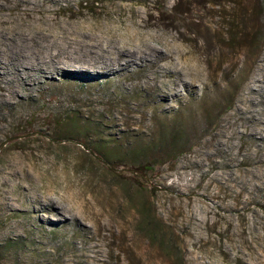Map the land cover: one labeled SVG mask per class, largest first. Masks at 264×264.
<instances>
[{
    "label": "rangeland",
    "instance_id": "1",
    "mask_svg": "<svg viewBox=\"0 0 264 264\" xmlns=\"http://www.w3.org/2000/svg\"><path fill=\"white\" fill-rule=\"evenodd\" d=\"M3 2L12 30L26 14ZM59 7L172 53L160 72L98 64L4 76L0 264H264V0ZM1 40L4 75L15 66Z\"/></svg>",
    "mask_w": 264,
    "mask_h": 264
},
{
    "label": "bare ground",
    "instance_id": "2",
    "mask_svg": "<svg viewBox=\"0 0 264 264\" xmlns=\"http://www.w3.org/2000/svg\"><path fill=\"white\" fill-rule=\"evenodd\" d=\"M10 1L12 5L3 2L1 4L2 8L21 10L24 11L26 16L21 21L14 20L16 26L12 30H7L8 26L4 27L3 24H7L10 20L6 18L4 13L3 16L0 15V40H10V45H8L12 58L10 63L15 66V71L5 72L4 75L0 74V81L4 76L16 77V79L24 81L23 73L26 74V77L32 78L36 73L43 74L44 68L59 73L64 68L68 69L67 66L82 70L84 65L94 67L98 64L101 66L105 64L104 66H107V68L119 70L135 66L140 67V70L154 67L158 68L157 70L160 72L164 69L162 60L172 53L171 46L166 48L165 51L161 47L155 46L151 41H147L148 39H144L146 35L129 33L128 37L124 38L111 31H105L103 23L96 27H87L81 26L74 20L59 17L57 12H60L62 7L56 8V6L64 0ZM38 6L40 8H37ZM140 12L147 13L148 11L143 8ZM128 24L130 25L132 22L129 21ZM144 26L147 27L145 22L142 24V27ZM127 29L130 31L129 27ZM157 39L160 41L161 37ZM122 41H125L124 44ZM3 51L0 49V68L6 64ZM123 62H125V66H122ZM84 69L90 68L84 67ZM154 78H158V76L155 75ZM19 161L11 165L12 170L20 169ZM20 162L22 164V161ZM25 183L24 189L26 191H34L35 187L33 185ZM68 199L75 202V207L77 206L76 211H74L75 217H85L84 204L75 201L76 199L73 196H69ZM80 200L82 201V198ZM35 203L39 204V201L35 199ZM86 209L88 210V207ZM54 210L61 214L59 207H54Z\"/></svg>",
    "mask_w": 264,
    "mask_h": 264
},
{
    "label": "trees",
    "instance_id": "3",
    "mask_svg": "<svg viewBox=\"0 0 264 264\" xmlns=\"http://www.w3.org/2000/svg\"><path fill=\"white\" fill-rule=\"evenodd\" d=\"M263 208H264V206H263Z\"/></svg>",
    "mask_w": 264,
    "mask_h": 264
}]
</instances>
